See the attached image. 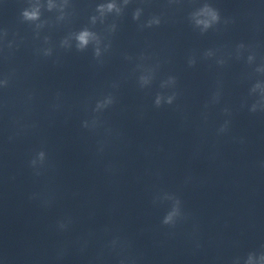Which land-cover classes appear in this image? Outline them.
I'll return each mask as SVG.
<instances>
[{
    "label": "clouds",
    "instance_id": "9594fccd",
    "mask_svg": "<svg viewBox=\"0 0 264 264\" xmlns=\"http://www.w3.org/2000/svg\"><path fill=\"white\" fill-rule=\"evenodd\" d=\"M129 0H124V3L127 4ZM51 7V5H50ZM97 10L100 12L101 16H103L105 13H111L113 11L119 13L121 11L120 8L117 7V5L114 2H110L107 4H100L97 7ZM24 16L26 19H37L38 18V12L37 11H25ZM134 19L139 18V10H137L136 13H134L133 16ZM190 20L193 23L194 27L199 28L201 33L207 32L209 29L213 28L215 25L219 24L221 21V16L219 13V10L213 7L210 3L205 2L201 7H199L197 10L190 13ZM95 21V17H93V22ZM152 24L159 25L160 21L159 19L149 21V27ZM75 39L77 41V49L83 50L85 49L90 42H94L96 45L99 44V38L94 32H91L87 29L80 31L76 36ZM238 48H244L243 44H240L237 46ZM205 57H210L212 55L211 50L205 52ZM95 56H100V49L99 47L95 48ZM254 56L250 55L249 60L253 59ZM220 63H223L222 61ZM195 64L194 59L189 60V65L192 66ZM153 79V74L150 71V74L141 75L139 77V83L140 86L146 87L151 84ZM176 83V78L169 76L167 80H164L161 82L160 87L165 88L166 86H173ZM260 88V84H255L251 92H255L256 89ZM176 94L173 93L172 95H168L166 98L162 93H158L155 97L154 104L156 107L162 106V104L166 103L171 105L175 99ZM218 97V94H217ZM113 98L109 95L104 100L98 101L96 104L95 111H99L101 109H105L108 106H110L113 103ZM264 104V92L261 93L259 100L252 105L251 111L255 112L257 110V105ZM264 109V108H262ZM225 112H227V109H225ZM84 127H88V122H84ZM228 128V121H225V123L220 127L219 132L223 133L226 132ZM45 152L39 151L36 154V157L30 161L31 166L35 167L37 163L43 164L45 160ZM39 174V173H37ZM161 200H168L171 201V207L163 217L162 223L164 225L169 226H175L177 221L183 218V212L181 208V200L174 194H164L162 198H159ZM155 202V201H154ZM58 227L60 229H64L66 227V223L64 221H60L58 223ZM116 241H113V244H115ZM261 258L264 259V254L261 255ZM121 264H124L123 261H121ZM248 264H251V256H249Z\"/></svg>",
    "mask_w": 264,
    "mask_h": 264
}]
</instances>
